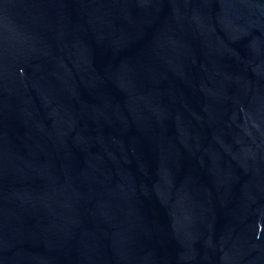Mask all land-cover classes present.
<instances>
[{
    "label": "water",
    "instance_id": "obj_1",
    "mask_svg": "<svg viewBox=\"0 0 264 264\" xmlns=\"http://www.w3.org/2000/svg\"><path fill=\"white\" fill-rule=\"evenodd\" d=\"M0 264H264V0H0Z\"/></svg>",
    "mask_w": 264,
    "mask_h": 264
}]
</instances>
